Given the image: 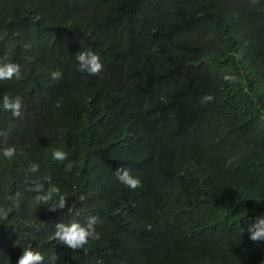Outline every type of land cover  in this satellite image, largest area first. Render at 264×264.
<instances>
[{
	"label": "trees",
	"instance_id": "obj_1",
	"mask_svg": "<svg viewBox=\"0 0 264 264\" xmlns=\"http://www.w3.org/2000/svg\"><path fill=\"white\" fill-rule=\"evenodd\" d=\"M80 50L99 54V74L78 70ZM5 57L21 78L0 81V149L16 147L0 155V264L24 248L42 264H264L247 231L264 216V0H0ZM4 95L22 97V117ZM32 162L63 209L27 190ZM90 215L99 240L52 239Z\"/></svg>",
	"mask_w": 264,
	"mask_h": 264
},
{
	"label": "clouds",
	"instance_id": "obj_2",
	"mask_svg": "<svg viewBox=\"0 0 264 264\" xmlns=\"http://www.w3.org/2000/svg\"><path fill=\"white\" fill-rule=\"evenodd\" d=\"M75 59L78 62V70L81 72H87L91 75H97L103 70V64L100 60L99 54L91 50H80L76 53ZM53 80L62 79V72L60 69H56L50 73ZM13 77L20 79V66L17 63L9 62L7 58H0V81L11 80ZM225 79H231L225 77ZM213 100L211 94H206L202 97V103H208ZM2 106L4 110L10 111L13 117H22L23 99L21 96L16 95L14 97L4 95L2 99ZM0 155L6 159H12L16 155V147L14 145H8L0 149ZM52 158L55 161L63 162L68 160V153L60 148L52 150ZM233 159L226 161L225 166H231ZM73 162H69L65 165L66 171H71ZM40 166L38 163L32 162L28 166V172L33 174L29 180L28 191L34 192V197L38 205H46L49 211H56L57 209H63L67 203V197L60 194V189L52 184L50 176L41 177L38 175ZM116 178L119 182L127 187L135 190L141 186V181L138 177L133 176L129 169L119 168L115 171ZM47 185V187H46ZM17 193L15 197H9L16 201L18 206ZM58 199H54L57 197ZM80 200H85V196L82 194ZM0 217L7 218V210L0 208ZM98 217L90 215L86 222L81 223L79 220L71 219L68 223H57L55 230L52 233V239L59 242V244L67 246L70 249H83L90 240H99L100 233L96 231L95 225L98 223ZM243 229H241V232ZM249 239L253 242L264 241V216L257 217L255 222L248 226ZM44 259L43 254L34 248H24L22 254L17 260V264H42ZM57 257L54 255L51 258V264H55ZM96 264H104L103 259H98Z\"/></svg>",
	"mask_w": 264,
	"mask_h": 264
}]
</instances>
